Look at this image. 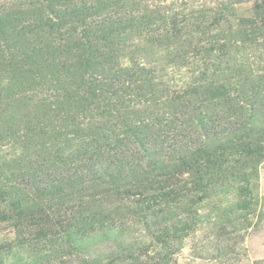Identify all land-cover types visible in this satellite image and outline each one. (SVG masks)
Returning <instances> with one entry per match:
<instances>
[{
	"label": "rangeland",
	"instance_id": "1",
	"mask_svg": "<svg viewBox=\"0 0 264 264\" xmlns=\"http://www.w3.org/2000/svg\"><path fill=\"white\" fill-rule=\"evenodd\" d=\"M207 40L226 44L208 55L221 59L220 92L203 87L174 105L161 86L150 94L144 88L122 100L114 119L73 98L79 74L131 60L177 86L192 81L205 71L207 53L195 72L177 56ZM238 75L247 80L244 92L234 86ZM258 76L264 0H0V264H264ZM251 87L252 105L232 117L226 96L246 98ZM175 109L180 145L195 150L180 166L163 156L171 144L165 120ZM97 127L102 136L114 137L111 129L142 144L148 131L156 146L148 149L162 157L100 176L85 168L47 197L29 189L38 175L55 184L76 139ZM58 150L66 151L60 159ZM83 159L73 165L89 163Z\"/></svg>",
	"mask_w": 264,
	"mask_h": 264
},
{
	"label": "trees",
	"instance_id": "2",
	"mask_svg": "<svg viewBox=\"0 0 264 264\" xmlns=\"http://www.w3.org/2000/svg\"><path fill=\"white\" fill-rule=\"evenodd\" d=\"M167 31V30H166ZM169 31V30H168ZM177 31V29H176ZM167 34V33H166ZM178 34V32H177ZM179 36V34H178ZM220 46V50L222 47H225L226 44L219 43L218 40L209 41L207 40L202 45L200 44H190L187 51L183 52L182 55L177 56L179 65L186 66L188 69H193V72H195L194 68L198 67V63L201 60V54L207 53L206 59L209 61V63L206 62V66L204 68V72L198 71L201 73L197 77H193L192 81H182L180 86H177L178 84H175L174 81L168 77L166 80H163V77H156L153 74V71L150 69V72L148 70H145L144 65L141 66L138 63H135L131 60V62H128L127 64L117 63L115 64L114 68H109V70H99L98 72H94L93 74H87L81 73L79 74L81 76V84H76L78 87H80L79 94H77L74 98V100L79 102H91V104L96 107L97 105L103 106L104 111L103 116L112 117L114 119V114H118L120 112V106L123 105L122 100H125V97L129 100L133 96H137L135 94V91H141L144 88L145 91L149 92L150 94V88L152 87H162V90H165L166 97L170 99V101L177 105L180 102L186 101L187 93L193 92V94L198 93L202 88L204 87L206 91H221V88L224 87L222 84V80L225 78L222 76L223 68H221L218 64H216L217 61H221L220 58L215 56L214 58H211L210 55L215 50H218ZM101 56H103L101 54ZM186 60V63L184 64L182 62V59ZM103 60V59H102ZM105 60V59H104ZM7 61V60H6ZM10 63V60H9ZM212 63V64H211ZM211 64V66H209ZM191 67V68H189ZM76 67H74L75 70ZM80 73V72H75ZM84 75L86 78H84ZM258 81L262 83V80H264V77L258 76ZM243 80V75H238V78L234 77V86L239 85L238 92H241L243 88H247V80ZM257 81V82H258ZM149 82V83H148ZM201 82H208L207 85L200 84ZM84 87V88H81ZM256 89L254 87H251L250 90H247L248 96L245 98V96H240L239 94L236 96H226L225 102H227L226 107H230L231 116L234 118H241L243 117V110H248V108L252 105L253 100L256 98ZM243 90V92L245 91ZM237 93V91H236ZM67 94H58L60 95L62 100H58L59 102H65L69 98H71ZM218 97V96H217ZM241 97V98H239ZM96 100L95 102H92V100ZM264 100V98H263ZM261 99L259 100V102ZM69 102V101H67ZM99 107V106H98ZM112 114V116H111ZM246 114V111L245 113ZM182 112L177 111L176 109L172 112V114L165 120L168 126L167 131L171 132V136H169V141L171 144H169L170 149L163 154L164 158H167V162H172L173 164H176L178 166L182 165L183 163H187L188 156H194V149H190L188 151L187 149H184L181 147L179 142V137L182 135L181 133V123H182ZM169 119V120H168ZM149 125H147L148 127ZM99 131H97L96 134L89 133L86 136L80 137V139L77 140V144L75 148H70L71 152L70 154H67V158L65 160H62L61 163V169H64V174L59 171L57 172V178H55L56 183L49 185L48 183H45V181H42L41 178L38 177V184L31 183L29 186V189H34V192L38 196L42 193H45V196L47 197L50 195L49 191H53V188L60 187L61 185L59 183H68L72 180H75V178L79 177L83 171L86 169H93V172L90 173L91 175H102L103 173H106L107 170L112 169L114 166L115 169L118 168H124L128 165H134L139 166L145 163H149L150 160H148V157L152 158H160L162 157V154L160 153H154L150 151L148 148L156 147L153 142H150V137H153L150 135L148 137V134L150 132L147 131L146 137L143 138V142H140L138 136L133 135V139L131 136H126V140L124 138H120V133L118 131H113L111 129L110 132L114 137H108L106 135H100L103 131L102 127ZM102 130V131H101ZM184 134V133H183ZM122 140V143H121ZM124 141V143H123ZM138 143V147L137 144ZM65 144H69L68 139L65 140ZM126 146H128V149H126ZM134 147L136 150L134 153L132 149ZM194 147V146H192ZM67 148V145H66ZM234 152L236 151L235 148H233ZM66 152V151H65ZM64 151L58 150V159H60L61 155L65 153ZM187 153H190L187 154ZM192 154V155H191ZM55 156V155H54ZM79 156L84 157L83 160L89 161V163L84 165H73L75 162L78 161ZM148 156V157H147ZM137 160V162H134V160ZM60 164V163H59ZM81 164V163H80ZM150 164V163H149ZM152 164V163H151ZM153 165V164H152ZM141 168V167H140ZM95 169L99 174H96ZM128 172H136L141 169H131L127 168ZM38 173L41 172V170L36 171ZM10 193L5 194L6 196H11ZM15 196V194H13Z\"/></svg>",
	"mask_w": 264,
	"mask_h": 264
}]
</instances>
